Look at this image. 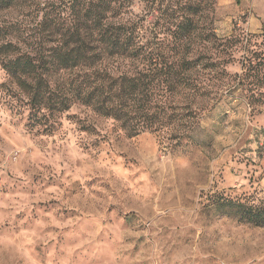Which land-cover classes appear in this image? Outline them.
I'll list each match as a JSON object with an SVG mask.
<instances>
[{"label": "rangeland", "instance_id": "rangeland-1", "mask_svg": "<svg viewBox=\"0 0 264 264\" xmlns=\"http://www.w3.org/2000/svg\"><path fill=\"white\" fill-rule=\"evenodd\" d=\"M192 1L196 30L217 39L192 57L217 67L193 74L206 96L179 143L128 138L79 104L52 132L32 127L0 68V264H264V226L217 209L264 202V97L237 86L242 59L264 55V6Z\"/></svg>", "mask_w": 264, "mask_h": 264}, {"label": "trees", "instance_id": "trees-1", "mask_svg": "<svg viewBox=\"0 0 264 264\" xmlns=\"http://www.w3.org/2000/svg\"><path fill=\"white\" fill-rule=\"evenodd\" d=\"M197 9L192 0H0V68L26 98L32 127L52 132L79 104L128 138L170 132L179 143L196 119L195 99L206 96L193 74L217 67L192 57L195 42L217 40L212 29L196 30ZM242 70L237 86L252 104L264 97V55L249 52ZM217 209L264 226V202Z\"/></svg>", "mask_w": 264, "mask_h": 264}, {"label": "crops", "instance_id": "crops-1", "mask_svg": "<svg viewBox=\"0 0 264 264\" xmlns=\"http://www.w3.org/2000/svg\"><path fill=\"white\" fill-rule=\"evenodd\" d=\"M256 2H257V5L259 7H263L264 6V0H256Z\"/></svg>", "mask_w": 264, "mask_h": 264}]
</instances>
